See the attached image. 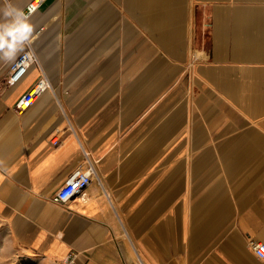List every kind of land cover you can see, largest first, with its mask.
Returning a JSON list of instances; mask_svg holds the SVG:
<instances>
[{
	"label": "crops",
	"instance_id": "0c3cea01",
	"mask_svg": "<svg viewBox=\"0 0 264 264\" xmlns=\"http://www.w3.org/2000/svg\"><path fill=\"white\" fill-rule=\"evenodd\" d=\"M27 23L20 85L23 47L0 50V226L20 257L130 264L125 232L142 264H264V0H43ZM41 69L55 96L17 110ZM82 146L103 187L62 206Z\"/></svg>",
	"mask_w": 264,
	"mask_h": 264
},
{
	"label": "built area",
	"instance_id": "2783aa9c",
	"mask_svg": "<svg viewBox=\"0 0 264 264\" xmlns=\"http://www.w3.org/2000/svg\"><path fill=\"white\" fill-rule=\"evenodd\" d=\"M43 0H29L25 7L22 9L27 19L41 6ZM23 47L21 51L13 59L8 74L4 79L6 86L13 85L20 81L27 73L31 64L37 63L36 50L32 45V39L30 36L21 43ZM51 85L45 71L41 69L40 74L33 85L16 101L15 108L17 110H24L28 108L36 98L44 92L46 89H50ZM56 138L53 142H56ZM81 155L83 158V165L76 166L69 179L65 181L52 196V201L66 206L67 203L76 195L84 197V190L91 181H96L101 187L103 183L97 170V160H95L91 152L81 147ZM106 194V192H105ZM107 198L109 199L108 194ZM110 205L113 206L110 201ZM125 234V232H124ZM248 247L253 252L255 257L260 260H264V242H260L253 239H248ZM53 264H78L76 260V254L71 251L65 255L60 261ZM138 264H142L140 261Z\"/></svg>",
	"mask_w": 264,
	"mask_h": 264
},
{
	"label": "clouds",
	"instance_id": "9594fccd",
	"mask_svg": "<svg viewBox=\"0 0 264 264\" xmlns=\"http://www.w3.org/2000/svg\"><path fill=\"white\" fill-rule=\"evenodd\" d=\"M5 3L7 6L4 16L12 17L13 21L10 24H0V50L6 49L3 51V58L10 60L14 58L17 45L28 38L32 27L27 23V17L21 9L13 7L8 0H5Z\"/></svg>",
	"mask_w": 264,
	"mask_h": 264
},
{
	"label": "rangeland",
	"instance_id": "374dc122",
	"mask_svg": "<svg viewBox=\"0 0 264 264\" xmlns=\"http://www.w3.org/2000/svg\"><path fill=\"white\" fill-rule=\"evenodd\" d=\"M40 32V29H38ZM47 75V74H46ZM51 85V83H50ZM51 89L54 93V89L51 86ZM122 245L123 247L128 248L125 253V257H128V261L130 264L139 263V258L135 253V249L127 237L122 233ZM133 258V261H131ZM0 264H27L22 257H20L19 253L14 249L13 244L11 243L10 239L6 231L3 227L0 226Z\"/></svg>",
	"mask_w": 264,
	"mask_h": 264
},
{
	"label": "bare ground",
	"instance_id": "6f19581e",
	"mask_svg": "<svg viewBox=\"0 0 264 264\" xmlns=\"http://www.w3.org/2000/svg\"><path fill=\"white\" fill-rule=\"evenodd\" d=\"M37 61H38V59H37ZM36 63H33L31 66V68H30V70H29V72H27V74L20 80V81H18L17 83H15V84H13L11 87H15V86H18V85H20L25 79H27L28 78V75H30L35 69H36ZM50 82V81H49ZM45 91H52V89L50 88V89H46ZM44 91V92H45ZM125 235V234H124ZM126 236V235H125ZM127 259H128V257H127Z\"/></svg>",
	"mask_w": 264,
	"mask_h": 264
}]
</instances>
